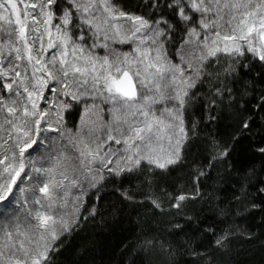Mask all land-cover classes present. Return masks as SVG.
<instances>
[{
	"label": "snow or ice",
	"instance_id": "obj_1",
	"mask_svg": "<svg viewBox=\"0 0 264 264\" xmlns=\"http://www.w3.org/2000/svg\"><path fill=\"white\" fill-rule=\"evenodd\" d=\"M146 4L159 16L127 13L115 0H0V264H50L103 173L167 171L179 163L189 139L183 113L210 75V61L226 56L232 64L225 72L238 65L247 73L256 65L240 58L250 54L264 67V0H164L175 22L160 0ZM178 26L184 35L173 43ZM73 104H83L75 130L64 127ZM256 107L264 111V96ZM247 112L242 130H250ZM49 132L58 134L59 149L34 159L53 139ZM257 150L264 155V146ZM229 155L227 146L216 148L211 160ZM241 180L236 202L264 211V199H249L253 191L264 197V169ZM29 189L23 203L34 210L22 223L10 210ZM189 198L177 195L173 207Z\"/></svg>",
	"mask_w": 264,
	"mask_h": 264
},
{
	"label": "trees",
	"instance_id": "obj_2",
	"mask_svg": "<svg viewBox=\"0 0 264 264\" xmlns=\"http://www.w3.org/2000/svg\"><path fill=\"white\" fill-rule=\"evenodd\" d=\"M115 3L127 13L160 14L148 8L146 0ZM159 7L164 8V0ZM164 13L176 21L169 9ZM183 35L178 26L173 43ZM173 43L167 45L169 52L175 51ZM240 59L256 66L245 73L235 65L237 72L229 74L225 68L231 58L209 62L210 75L194 90L197 95L183 113L189 139L181 161L167 171L107 174L84 197L78 226L58 242L50 264H264V211H245L234 199L241 191V177L250 169L257 174L264 169V155L257 150L264 146V111L256 107L264 96V67L249 55ZM217 88L224 95H217ZM243 108L248 109L244 118L250 119V130L240 127ZM80 114L77 105L64 113L68 127L74 128ZM226 146L228 157L211 160L216 148ZM179 194L190 198L175 208ZM253 198L264 199L254 191ZM93 208L95 215H90ZM223 235L228 239L217 246L216 239Z\"/></svg>",
	"mask_w": 264,
	"mask_h": 264
},
{
	"label": "rangeland",
	"instance_id": "obj_3",
	"mask_svg": "<svg viewBox=\"0 0 264 264\" xmlns=\"http://www.w3.org/2000/svg\"><path fill=\"white\" fill-rule=\"evenodd\" d=\"M115 48H117L119 51H122V52H128L130 51V45H114ZM97 51H99L101 54H103V50L102 49H98ZM173 52L170 51L169 52V55H171ZM249 56L251 57V55L249 54ZM254 58V57H253ZM88 103H91V101H88ZM73 105H77V106H80L81 107V114L83 112V104H73ZM81 114H80V117L77 121V123L75 124L74 128L73 127H68L67 123L65 122V118H64V127L66 129H72V130H75L76 127L79 125V123L81 122ZM46 135L47 137H52L53 139H46L44 140V143L43 145L38 149V151H36L35 153H33V158L34 159H41L42 157L43 158H47V156L50 154V153H54L56 150L59 149L60 147V141L56 140L55 138L58 136L57 133H54V132H49V133H46L44 134ZM45 167H47L48 165L45 164L44 165ZM108 173H103V176L105 177ZM35 175V174H33ZM104 179V178H103ZM102 179V180H103ZM101 180H99L96 184V187L94 188H89L86 192V194L84 195V197H86L90 191H93L95 188H97V186L100 184ZM34 183V181L30 180V181H27L26 182V186H31L32 184ZM73 193L76 194V190L74 189L73 190ZM25 196H32V193H31V190L29 189L28 192H26L25 194H23L21 196V204L20 205H16L14 206L11 210H10V213H15L17 210L23 212L21 214H17L20 218V221L23 223L24 222V219L25 217L27 216V213L28 211L30 210H34V206L31 204V203H28V204H24L23 203V200H24V197ZM83 197V199H84ZM17 209V210H16ZM79 215H80V212H79Z\"/></svg>",
	"mask_w": 264,
	"mask_h": 264
}]
</instances>
